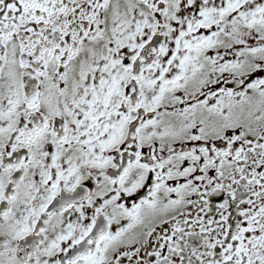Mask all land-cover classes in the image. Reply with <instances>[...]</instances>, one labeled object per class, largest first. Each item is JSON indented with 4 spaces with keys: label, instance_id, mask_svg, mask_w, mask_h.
<instances>
[{
    "label": "flooded vegetation",
    "instance_id": "af4514ba",
    "mask_svg": "<svg viewBox=\"0 0 264 264\" xmlns=\"http://www.w3.org/2000/svg\"><path fill=\"white\" fill-rule=\"evenodd\" d=\"M188 1L0 0V264H264V23Z\"/></svg>",
    "mask_w": 264,
    "mask_h": 264
},
{
    "label": "rangeland",
    "instance_id": "374dc122",
    "mask_svg": "<svg viewBox=\"0 0 264 264\" xmlns=\"http://www.w3.org/2000/svg\"><path fill=\"white\" fill-rule=\"evenodd\" d=\"M189 4L191 5V2H194L196 4H199L197 6L200 11L199 13L204 12L205 10H220L223 11L226 14V11L235 6L236 4L240 6H237L234 10L231 12H228L225 16L228 17H236L238 21L241 23H250L252 28L259 27L258 23L260 20H262L261 23H264V0H189ZM180 3V2H179ZM181 4V3H180ZM181 11H179L180 13ZM198 13V14H199ZM213 15H210V18H213ZM229 18V20H230ZM258 19V22H256ZM254 114L253 108H248L243 113V120H250ZM175 204L172 201L170 204L168 203H162L160 207H146L145 208V214L146 216L154 217V215H166L168 210H172L171 207H173ZM176 208V207H175ZM258 239V233L253 234L252 240ZM259 246V243H258ZM257 246V249H258ZM183 251V249H182ZM258 255L260 257H264V241H263V247L257 251ZM253 256V255H252ZM192 261V260H191Z\"/></svg>",
    "mask_w": 264,
    "mask_h": 264
},
{
    "label": "trees",
    "instance_id": "16d2710c",
    "mask_svg": "<svg viewBox=\"0 0 264 264\" xmlns=\"http://www.w3.org/2000/svg\"><path fill=\"white\" fill-rule=\"evenodd\" d=\"M218 197L219 196L217 195V192L215 194H210L211 204L208 207V211L201 210L199 214L208 215L211 225L215 226V228H211V230H215V231L218 230V232H220V230L222 229V225L219 224V222H222L221 215L223 214V211H222V206L216 203V200L218 199ZM226 197L230 201L236 198V197H233L229 192ZM235 207L236 206L234 202H229L226 205V208L228 209V211L225 214L230 215V217L229 216L227 217V219L225 220V223L230 226V231L235 230L236 225L238 224V217L236 216V212L234 210ZM219 247L218 245H216L210 253L211 260H215L218 263H220V260H221V252L219 250ZM236 262H237L236 254H230V253L225 254V264H236Z\"/></svg>",
    "mask_w": 264,
    "mask_h": 264
}]
</instances>
